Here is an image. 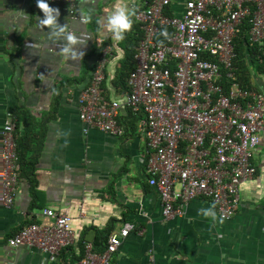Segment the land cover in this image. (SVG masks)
<instances>
[{"label":"crops","instance_id":"crops-1","mask_svg":"<svg viewBox=\"0 0 264 264\" xmlns=\"http://www.w3.org/2000/svg\"><path fill=\"white\" fill-rule=\"evenodd\" d=\"M184 1L173 0L169 12L180 13ZM150 2L77 0L76 14L85 21L74 22L60 0H0V130L18 116L21 127L28 122L43 141L33 171L20 175L13 206L0 207V264H77L87 245L101 251L124 223L134 231L122 240L113 264H264V134L253 152L256 174L240 186V206L230 220H220L203 198L189 201L180 216H162L146 172L144 114L121 98L125 49L118 33ZM139 34L141 39L140 28ZM105 44L112 52L103 90L108 102L122 104V136L94 128L84 133L79 119V94ZM250 72L251 88L264 101V75L251 66ZM45 209L69 216L75 235L55 261L8 245L25 226L50 225Z\"/></svg>","mask_w":264,"mask_h":264},{"label":"built area","instance_id":"built-area-1","mask_svg":"<svg viewBox=\"0 0 264 264\" xmlns=\"http://www.w3.org/2000/svg\"><path fill=\"white\" fill-rule=\"evenodd\" d=\"M60 1L71 21H85L76 14L77 0ZM172 4L151 0L135 12L142 38L121 98L125 107L144 114L146 172L160 196L162 216H180L189 201L203 198L220 220L228 221L240 206V186L256 174L253 152L264 134L262 95L235 83L238 39L264 44V0H185L180 13L167 14ZM111 52V45L101 46L90 82L79 94L84 133L94 128L111 136L124 134L117 122L122 104L108 102L103 90ZM16 148L15 125L7 119L0 130L1 208L15 201L20 180ZM43 215L52 219L50 225L25 226L8 245L55 261L75 242L71 218L51 209ZM132 231L134 226L124 223L102 252L87 245L77 264H113V255Z\"/></svg>","mask_w":264,"mask_h":264},{"label":"trees","instance_id":"trees-1","mask_svg":"<svg viewBox=\"0 0 264 264\" xmlns=\"http://www.w3.org/2000/svg\"><path fill=\"white\" fill-rule=\"evenodd\" d=\"M167 14H170L169 10ZM134 15L135 14L129 17L127 25L118 33L125 49V58L120 70L121 88H123L125 91L128 90V87L126 85L127 79L130 73L135 68V62L133 57L135 53V48L137 47L139 39L141 37V34H139L138 37H135V34L139 31L140 27L136 23ZM159 40L164 41V38H159ZM236 53L237 59L235 61V65L237 71L235 73V83H237L241 87L251 88L250 66L252 68H255L257 73H264V44L262 46L251 44L250 42H248L246 37H240L237 41ZM23 116V120H27L25 113H23ZM23 122L24 125L23 127H21V124L18 120V116L14 121L15 141L17 146L16 149L18 160L20 164V175L26 172L28 174V171H33L34 165L38 159L39 151H41L42 148L41 143L43 142H40V139L37 140L35 138L40 133L32 132L30 130L31 128L28 127L29 123L25 121ZM20 129H22L23 134L21 132L18 133ZM37 143H39V145ZM28 154L30 155L28 156ZM100 247L104 248L98 252H102L105 249L106 243H104ZM94 249L97 250L96 246H94Z\"/></svg>","mask_w":264,"mask_h":264},{"label":"rangeland","instance_id":"rangeland-1","mask_svg":"<svg viewBox=\"0 0 264 264\" xmlns=\"http://www.w3.org/2000/svg\"><path fill=\"white\" fill-rule=\"evenodd\" d=\"M254 71H256V69H255V68H254ZM261 75H264V73H263V74L261 73Z\"/></svg>","mask_w":264,"mask_h":264}]
</instances>
